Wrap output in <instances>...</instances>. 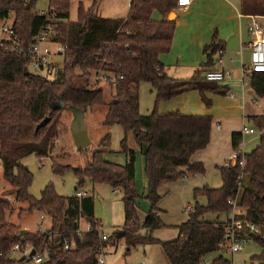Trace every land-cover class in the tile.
<instances>
[{
	"label": "trees",
	"instance_id": "trees-1",
	"mask_svg": "<svg viewBox=\"0 0 264 264\" xmlns=\"http://www.w3.org/2000/svg\"><path fill=\"white\" fill-rule=\"evenodd\" d=\"M38 0H0V20L14 14L13 27L20 45L26 50L34 35L41 29L51 28L54 42L66 46L63 55L61 77L54 80L41 78L29 69V58L13 51L8 43L0 44V162L3 178L12 186L17 203L27 204L19 217L32 214L35 210L45 214L51 229L45 233L28 232L21 236L20 228L9 222L13 205L0 196V264H12L7 253L17 244L31 243L35 250H47L41 264H98L102 247L117 239H125L130 246L136 244H159L169 264H202L205 256L222 251L227 221H207V213H228L232 210L229 199H236L246 209L239 218L260 228L253 233L244 225L242 234L264 247V114L251 116L254 127L263 132L260 145L245 154L246 166L239 163L231 167H218L222 178L220 188L203 186L194 189V197H207V204L196 202L189 219L177 226L179 237L162 241L152 236L139 234L142 227L151 231L165 227L158 212L161 201L159 188L165 183H174L184 177L197 176L206 172L200 162L191 158L205 149L211 136L213 118L209 115H187L180 111L161 114L159 104L183 93L196 90L207 106L212 102L207 93L225 96L228 88L216 81H208L205 73L214 63V56L222 45L214 38L205 47L207 62L202 64L186 79L168 75L160 57L170 52L178 23L167 19L170 12L177 10L178 0H132L126 18H105L96 13L98 0L92 7H79L77 21L70 20L71 0H49L48 16L37 14ZM264 15L261 1L242 0V11L248 7ZM161 14V19L154 17ZM50 19H55L51 22ZM91 71L107 76L108 83L115 88V95L106 112L104 125H119L125 137L121 142L122 152L127 156L124 165L108 161L105 156L111 135L101 140V149L93 153L85 167L61 165L53 160V172L63 174L73 168L77 178V189L84 187L87 180L104 183L119 189L125 208V223L117 228L106 241H101L95 217L93 195H60L53 184H48L39 198L30 194L33 173L22 159L30 154L49 156L55 148L59 135L62 112L66 108L88 109L104 104V91L91 87L88 74ZM99 75V74H98ZM121 76L123 78H121ZM116 79V83H112ZM147 81L156 90L155 107L151 114L140 112V85ZM251 86L256 97L264 98V73L251 77ZM64 105V106H62ZM50 122L36 131L46 118ZM133 132L145 162L148 182L147 199L152 209L140 225L138 217V192L136 187V152L127 144V135ZM241 133L232 136L233 148L242 140ZM243 174L242 179H239ZM80 215L92 224L93 230L83 237L76 235ZM140 226V227H139ZM70 238L74 248L64 252L62 240ZM264 261V254L255 257ZM212 264H232L220 255ZM261 264H264L261 263Z\"/></svg>",
	"mask_w": 264,
	"mask_h": 264
},
{
	"label": "rangeland",
	"instance_id": "rangeland-1",
	"mask_svg": "<svg viewBox=\"0 0 264 264\" xmlns=\"http://www.w3.org/2000/svg\"><path fill=\"white\" fill-rule=\"evenodd\" d=\"M258 2L261 0H257ZM129 0H98L96 13L105 18H126L129 14ZM83 5L86 9L94 4V0H71L70 20L77 21L79 7ZM49 9V0H38L36 3V11H47ZM175 12V11H173ZM181 15V12H177ZM7 21L9 24L14 20V14ZM158 18V15L155 16ZM174 20V18H171ZM59 61L63 58L59 57ZM96 71L88 74L91 87L102 89L104 91V104L95 106L85 112V120L88 125V131L92 140L91 144L85 149L79 151L75 145L70 124L73 119L72 110L66 108L62 112L60 132L55 142V148L51 155L40 157L33 153L22 159V163L28 166L33 173V181L29 188L30 194L35 198H39L43 189L48 184H53L55 190L64 196H76L78 190L87 192V195L95 197V217L101 218L104 231L111 235L117 228H122L125 223V208L122 200V193H116L108 184H97L95 189L93 184L87 180L84 187L77 189L78 178L73 170L67 169L63 174L53 172V160L61 165H69L72 167H85L91 161L93 153L101 149L100 142L108 134H110V144L106 153L107 160L114 163L126 164L127 156L121 151V142L124 139V129L119 125L111 127L104 125L106 112L109 108L115 88L107 81L99 80ZM192 74V73H191ZM61 69L56 70L52 79L61 77ZM190 78L193 75H185ZM156 90L150 82L144 81L140 85V112L142 115H149L155 107ZM247 126L252 127V122H247ZM246 138V137H244ZM127 144L136 152V187L138 192V217L139 223L142 225L146 216L152 209L151 202L147 199L148 182L145 173V162L138 144L135 140L133 132L127 135ZM250 147H246L245 152ZM209 186L211 188H220L222 186V178L218 169H207V173L198 176L184 177L174 183H165L159 188L161 201L158 204V212L165 227L151 231L146 227H142L139 234L143 237L152 236L154 238L165 241V239L173 238L178 234L177 226L189 219V213L195 208L196 202L200 205H206L208 200L205 196L197 199L194 197V189ZM6 191V192H5ZM5 194V195H3ZM4 200H8L13 205V214L8 216L9 222L13 223L20 230H28V232L45 233L51 229L48 218L43 220L41 217L45 215L38 210L32 214L19 217L21 209H27L29 206L15 201V193L12 186L3 178V166L0 162V196ZM245 208H241L242 213H246ZM226 213H207L203 220L207 221H225ZM140 227V226H139ZM264 254V247L259 243L250 240L245 245L243 251L236 254L229 253L227 250L217 251L204 257L202 264H212L213 260L220 255L225 256L232 264H261L264 261L255 259ZM24 256L22 253L13 254L11 259L16 261L12 264H34L33 260L28 257L25 261H20ZM47 256V254H46ZM104 258L106 264H169L161 246L159 244H136L130 246L125 239H117L115 242L108 243L104 250Z\"/></svg>",
	"mask_w": 264,
	"mask_h": 264
},
{
	"label": "crops",
	"instance_id": "crops-1",
	"mask_svg": "<svg viewBox=\"0 0 264 264\" xmlns=\"http://www.w3.org/2000/svg\"><path fill=\"white\" fill-rule=\"evenodd\" d=\"M248 3L252 5L254 0H248ZM261 3L264 6V0H261ZM253 8L254 6L248 7L247 13L242 11V0H193L186 10L174 12V20L177 21L178 26L172 48L170 52L160 57L168 75L177 79H186L188 77L185 75H193L202 64L207 62L204 49L213 42L214 38H217L222 45V50L220 49L214 56V63L207 71L224 69L231 73L225 81L219 82L228 88L227 95L207 93V98L212 102L209 107L203 102L201 94L192 90L162 101L158 108L161 114L180 111L187 115L212 116L210 142L205 149L195 152L191 158L193 163L203 164L205 173L207 169L214 167L218 169L231 155L234 150L233 134L241 133L243 127L247 126L248 120L252 122L251 116L264 114V98L256 97L251 86V77L243 73V68L249 64L251 56L249 44L252 38L249 32V16L261 13L251 10ZM177 12H181V15ZM157 15L156 19H161L162 16L158 12L154 14V17ZM11 17L10 15L8 18L11 19ZM220 60L222 65L219 63ZM252 127L255 128L254 124ZM244 137H246L244 152L246 147H250L246 154L251 153L261 143V136L258 134H246ZM116 164L122 165V163ZM91 183L94 186L93 189L95 185L103 184ZM113 190L116 193L121 192L119 189ZM227 219L228 215L225 221ZM98 221L103 226L101 218H98ZM177 230L176 236L165 241L177 239L179 229Z\"/></svg>",
	"mask_w": 264,
	"mask_h": 264
},
{
	"label": "built area",
	"instance_id": "built-area-1",
	"mask_svg": "<svg viewBox=\"0 0 264 264\" xmlns=\"http://www.w3.org/2000/svg\"><path fill=\"white\" fill-rule=\"evenodd\" d=\"M130 2L132 0H129ZM193 0H178L177 10H186ZM57 9L52 7L47 11H38L37 14L41 16H48L49 11L56 12ZM249 32L251 35V42L249 47L251 49L250 62L247 66L243 68L244 75L252 77L256 73H264V15H250L249 16ZM10 19L0 20V44L8 43L13 51L16 53H23L29 58V69L30 71L44 79L53 80L52 77L56 70L63 68V60L59 61V57L63 58L66 46L59 42H54L52 37L54 35L51 28L39 30L33 37V41L30 46L24 50V47L20 45V38L13 27L12 23H8ZM54 22L55 19H50ZM222 65V60L219 61ZM231 73L225 71L224 69H213L208 70L205 73V78L208 81L222 82L225 81L227 77H230ZM121 78H123L121 76ZM99 80L108 81L107 76L99 75ZM113 84L116 83V79L111 80ZM246 134H258L262 135L263 132L258 131L253 127L244 126L242 129L243 138L239 142L238 147L233 150L231 155L222 163V167H231L239 163V165L244 168L246 166V158L244 152V135ZM243 174H240L239 179H242ZM78 198H83L87 196V192L78 190L76 193ZM228 204L231 206L232 210L228 213L227 225L225 227L224 239L220 244L222 250H227L229 253L236 254L244 250L245 245L249 243L250 239L242 234L244 225L253 233H260V228L256 225L248 222L245 219L239 218L243 213L241 212V206L238 205L236 199H229ZM45 220L46 215L41 217ZM93 230L92 224L88 222L84 216L80 215L78 218V228L76 230V235L78 237H83L86 233ZM97 230L100 234L101 241H106L109 239L110 235L105 233L104 228L101 223H99ZM74 248V241L68 237L62 240L61 249L66 252ZM34 247L31 243L27 242L25 244L17 243L11 250L7 253L9 257L13 254L22 253L27 258L30 257V253ZM105 247H102L98 254V264H106L104 258ZM36 254L30 257L34 264H41L46 259L47 250H35Z\"/></svg>",
	"mask_w": 264,
	"mask_h": 264
},
{
	"label": "water",
	"instance_id": "water-1",
	"mask_svg": "<svg viewBox=\"0 0 264 264\" xmlns=\"http://www.w3.org/2000/svg\"><path fill=\"white\" fill-rule=\"evenodd\" d=\"M174 14V12H171L169 14V19L172 18V15ZM64 106V105H62ZM72 113H73V119L71 121L70 124V130L75 142V145L77 147V149L79 151L85 149L86 147H88L92 140L90 138L89 135V131H88V125L86 123L85 120V112L82 109L73 107L71 108ZM51 118H46L44 119L36 128V131H38L39 129L45 127L49 122H50ZM263 226H264V221H263ZM28 233V230L24 229L20 232V235L23 236L25 234ZM36 254L35 249L32 250V252L30 253V257H33ZM27 259L26 256H23L20 261H25Z\"/></svg>",
	"mask_w": 264,
	"mask_h": 264
},
{
	"label": "bare ground",
	"instance_id": "bare-ground-1",
	"mask_svg": "<svg viewBox=\"0 0 264 264\" xmlns=\"http://www.w3.org/2000/svg\"><path fill=\"white\" fill-rule=\"evenodd\" d=\"M174 17H175V14L172 15V18H174Z\"/></svg>",
	"mask_w": 264,
	"mask_h": 264
}]
</instances>
